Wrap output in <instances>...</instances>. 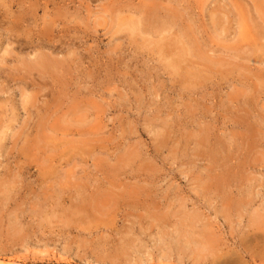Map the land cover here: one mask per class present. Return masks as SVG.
Masks as SVG:
<instances>
[{
	"label": "rangeland",
	"instance_id": "374dc122",
	"mask_svg": "<svg viewBox=\"0 0 264 264\" xmlns=\"http://www.w3.org/2000/svg\"><path fill=\"white\" fill-rule=\"evenodd\" d=\"M0 264H264V0H0Z\"/></svg>",
	"mask_w": 264,
	"mask_h": 264
},
{
	"label": "bare ground",
	"instance_id": "6f19581e",
	"mask_svg": "<svg viewBox=\"0 0 264 264\" xmlns=\"http://www.w3.org/2000/svg\"><path fill=\"white\" fill-rule=\"evenodd\" d=\"M13 24V23H12ZM14 25V24H13ZM167 26V25H166ZM157 33V32H156ZM45 46V45H44ZM41 56V55H40ZM2 61V60H1ZM43 61V60H42ZM41 62V61H40ZM39 64V63H38ZM47 64H49V63H47ZM40 66V65H39ZM41 66H42V64H41ZM60 66V65H59ZM45 67V66H44ZM52 67H54V66H52ZM46 69H47V65H46V67H45ZM45 70V69H44ZM37 71V70H36ZM26 95V94H25Z\"/></svg>",
	"mask_w": 264,
	"mask_h": 264
}]
</instances>
